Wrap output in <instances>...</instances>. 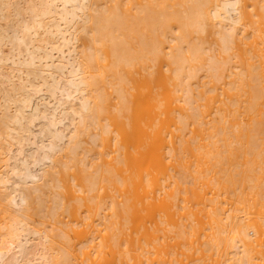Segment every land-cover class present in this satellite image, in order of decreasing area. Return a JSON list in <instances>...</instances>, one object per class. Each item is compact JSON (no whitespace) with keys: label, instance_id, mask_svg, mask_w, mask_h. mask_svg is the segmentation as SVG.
<instances>
[{"label":"bare ground","instance_id":"1","mask_svg":"<svg viewBox=\"0 0 264 264\" xmlns=\"http://www.w3.org/2000/svg\"><path fill=\"white\" fill-rule=\"evenodd\" d=\"M0 264H264V0H0Z\"/></svg>","mask_w":264,"mask_h":264}]
</instances>
